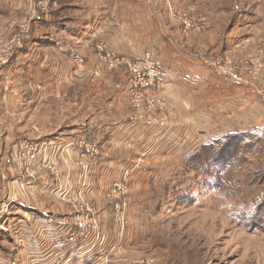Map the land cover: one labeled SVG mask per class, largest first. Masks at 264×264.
I'll return each instance as SVG.
<instances>
[{"label": "crops", "instance_id": "crops-1", "mask_svg": "<svg viewBox=\"0 0 264 264\" xmlns=\"http://www.w3.org/2000/svg\"><path fill=\"white\" fill-rule=\"evenodd\" d=\"M86 2L85 8L75 9L68 24L52 30L36 17L33 36L0 75V207L8 205L11 210L10 227L20 223L19 232L12 233L22 242L0 247V264H106L107 253L112 252L113 260L123 247L118 234L114 238L105 205L106 194L124 166L137 164L131 182L138 192L167 168L168 158L181 151L187 154L198 142L233 128L264 127V70L260 85L248 73L249 82L234 80L197 59L182 35L170 40L168 30L139 13L126 17L106 0ZM27 8L42 15L35 0H0V38L18 28ZM100 39L110 41L121 53L142 55L147 49L158 53L165 76L160 86L163 104L153 114V124L145 119L130 121L134 108L129 101V76L124 69H105L98 61L95 44ZM239 40L238 35L230 37L226 50L236 62L245 56L238 49ZM52 96L62 99L69 112L59 117L61 130L47 133L44 125L39 129L33 113L45 109L43 100ZM35 130H40L38 141L47 143L42 156L67 176L61 175L60 182L40 164L30 195L23 197L21 184L29 177L17 164V143ZM80 135L95 137L101 146L86 190L100 209L105 237L90 246L58 247L57 238L65 231L59 227L75 220L59 200L58 188L66 187V197L82 183L74 164L79 151L69 146Z\"/></svg>", "mask_w": 264, "mask_h": 264}, {"label": "rangeland", "instance_id": "rangeland-1", "mask_svg": "<svg viewBox=\"0 0 264 264\" xmlns=\"http://www.w3.org/2000/svg\"><path fill=\"white\" fill-rule=\"evenodd\" d=\"M86 1L35 0L42 15L39 16L36 9L27 8V16L21 18L18 28L10 35L1 34L2 38L11 40L21 36L23 42L19 50L33 36L32 27L36 17L43 18L45 27L52 30L60 24H68L74 17L75 9L88 5ZM106 1L110 8L123 11L126 17L139 13L150 23L160 24L163 30H168L170 40L182 35L187 46L194 48L197 59L217 73L230 77L223 73L221 67H233L242 77L239 81L247 79L249 82L245 76L248 73V76L258 79V85L261 84L260 77L264 70V0ZM77 15L81 16L80 13ZM233 35L240 36L242 40L237 42L240 43L238 49L245 56L239 62L226 52ZM101 42H106L109 51L115 56L136 59L150 54L162 64L154 49H147L142 55H130L112 48V43L105 39H100L95 46L98 47ZM98 61L103 63L99 55ZM105 69H124L129 79L131 77L125 66H106ZM67 76L70 75L66 73ZM43 101L45 104L41 107L45 109L33 113L35 123L37 120L39 129L44 125L47 133L61 130L59 117L69 112L64 108L63 100L52 96ZM39 131L30 133L27 140L39 142ZM232 132H252L260 135L261 140L257 147H251L247 154H243L237 163L217 174V186H213L216 179V176L212 177L213 173L209 170L201 172L196 168L197 163L189 159L202 146L229 132L212 135L198 142L187 154L181 151L168 158L167 168L138 192L133 189L131 182L137 164L123 167L122 171L130 169L128 184L123 192L114 193V199L106 195L105 205L108 224L110 228L114 227V238L118 234L123 247L113 259L114 262L110 259L112 252L107 253L106 264H264V127L248 125L245 128H233ZM90 138L98 145L97 155L84 156L83 148L75 146L80 154L79 159L74 158L82 180L79 189L65 197L66 187L60 184L58 188V199L67 204L75 220L70 226L59 227L65 231L57 238V246L58 241L73 244L74 241H69V233L77 234L74 243L89 246L91 242L96 244L105 237L100 209L86 190L91 165L101 155L98 139L93 136ZM75 140L79 141L78 136ZM56 166L58 176H55L61 182V175L66 177L67 174ZM24 172L29 177L28 181L21 184L23 197H26L32 191L30 186L36 182L37 172L36 169L34 175ZM6 206L0 207V247L3 248L16 245V241L22 244L18 236L14 237L15 232H19L20 223L9 226L7 214L12 212Z\"/></svg>", "mask_w": 264, "mask_h": 264}, {"label": "built area", "instance_id": "built-area-1", "mask_svg": "<svg viewBox=\"0 0 264 264\" xmlns=\"http://www.w3.org/2000/svg\"><path fill=\"white\" fill-rule=\"evenodd\" d=\"M22 40L21 36H15L11 40H5L2 37L0 38V75L2 71L10 65L12 57L17 52L18 48L22 46ZM98 49V55L106 66L110 68L125 66L130 73L129 98L131 105L134 108V113L130 115V121L138 123L145 119L153 124V114L161 109L163 104L160 86L163 82L165 71L161 62L157 61L150 54H146L145 56L136 59L115 56L109 51L106 42L99 43ZM221 69H223V73L227 74L232 79L241 80L242 78L236 73L233 67L222 66ZM76 145L83 148L84 156L93 157L98 153V145L89 135L80 136L79 141L74 139L69 142V146ZM46 147V142H36L33 140L18 141L16 161L19 168L26 171L29 175H34L36 167L41 164V166L48 168L52 174L58 176L56 164L42 156ZM40 159L41 161H39ZM129 175L130 169L127 168L123 170L118 175L113 187L108 190L106 195L109 198L114 199V193L117 194L123 192L126 184H128ZM68 236L69 241L76 242V233H69ZM65 244L66 242L58 241V247H64Z\"/></svg>", "mask_w": 264, "mask_h": 264}, {"label": "trees", "instance_id": "trees-1", "mask_svg": "<svg viewBox=\"0 0 264 264\" xmlns=\"http://www.w3.org/2000/svg\"><path fill=\"white\" fill-rule=\"evenodd\" d=\"M260 140L261 136L252 132H229L202 146L201 150L189 160L197 163L196 168L201 172L209 170L213 173L212 177L216 176L213 186H217V174L237 163L241 156L251 150V147H257Z\"/></svg>", "mask_w": 264, "mask_h": 264}]
</instances>
